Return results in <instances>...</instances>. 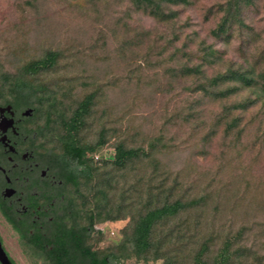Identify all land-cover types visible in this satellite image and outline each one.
<instances>
[{"label": "rangeland", "instance_id": "374dc122", "mask_svg": "<svg viewBox=\"0 0 264 264\" xmlns=\"http://www.w3.org/2000/svg\"><path fill=\"white\" fill-rule=\"evenodd\" d=\"M232 1L171 3L180 25L178 39L171 41L170 23L130 0H0L1 96H13L19 85L32 92L34 122L43 125L50 115L40 135L46 146L62 150L63 121L93 95L75 138L91 145L100 141L93 152L100 161L91 162L97 175L82 180L77 195L68 185L85 214L100 198L94 192L107 190L99 204L107 202L115 218L94 222L87 237L92 248L117 244L120 253L133 217L167 200L196 198L153 232L166 239L167 251L187 254L197 239L208 237L214 250V233L245 226L244 239L264 254V95L224 117L221 103L254 96V87L219 102L195 89L203 78L181 71L197 61L202 42L214 50L213 63L204 68L207 77L229 65L264 68V0H240L229 10ZM226 15L232 19L229 29L213 36ZM48 51L57 53L51 66L26 70ZM233 116L239 121L229 128ZM120 143L146 154L114 167L113 150ZM0 234L15 264H50L18 242L1 217ZM126 247L116 264H165L153 250L136 255L131 244Z\"/></svg>", "mask_w": 264, "mask_h": 264}, {"label": "trees", "instance_id": "16d2710c", "mask_svg": "<svg viewBox=\"0 0 264 264\" xmlns=\"http://www.w3.org/2000/svg\"><path fill=\"white\" fill-rule=\"evenodd\" d=\"M244 1L249 4L251 0ZM130 2L136 9L148 13L157 21L170 23L172 30L169 39L171 41L178 39L177 30L180 25L177 23V10L170 8V4H189V0H130ZM239 2L241 1L233 0L230 3L229 10H236ZM231 22L232 19L226 15L211 30V34L220 36L225 30L229 29ZM199 50L200 53L196 56L197 61L191 65H185L181 70L185 75L203 78V81H199L195 85L197 87L195 89L219 102H226L232 95L244 88L253 86L254 92H257L254 96L247 95L241 100L233 101L227 105L226 103H221L223 109L221 112H223L224 117L232 109L247 108L264 95V68L257 71L253 65H229L224 69L211 73L207 77L204 68L205 65L213 63L214 50L210 45H206L203 42ZM56 58L57 53L55 51H48L44 57L30 62L26 66V70L35 72L48 68L55 62ZM188 60L192 61L191 55L188 56ZM18 93L33 105L32 92L25 85H19ZM92 102L93 95L89 93L78 103L70 117L63 121L66 135L62 141V150L59 151L61 154L59 164L62 175L68 181V185L73 187L76 195L79 193L78 189L82 180H91L97 175L98 170L91 162L100 161L99 158L94 159L93 154L95 146L100 141L91 145L79 143L75 138V133L83 124L84 117L89 112ZM36 112L37 108L35 107ZM238 121L239 117L233 116L226 125L229 128L234 127ZM49 124L50 115H47L42 127L39 129L40 135L48 129ZM143 154L146 153L142 149L126 147L120 143L114 147L111 164L114 167L121 168L128 161ZM106 191L103 188H99L94 192L96 194L94 199L96 200L97 194H100V198H97V201L87 214L84 213L81 206L78 207L77 201L71 196L73 205L71 220L73 221V227L79 229L81 237L73 235L72 228L61 229L54 241L47 246H42L41 250L46 253V258L51 260L52 264H116L120 258L126 256L125 252L128 243L132 246V253L141 255L153 250L155 257L162 258L165 264H264V254L260 253L253 243L248 244L247 239H244V234L247 230L245 226L240 227L236 231L227 228L220 230L217 234L214 233V250H212L213 239L208 237L197 239L194 247H191L187 254L178 253V251L174 253L167 251L166 245L168 243H166V239L156 238L153 236V232L157 230L158 225L164 220L174 217L180 210L194 205L196 198L187 199L186 201L181 199L167 200L148 207L139 216L133 217L130 223V234L122 241L120 253L114 250L118 246L117 244L108 249H95L85 245L84 243L87 241L88 235L93 231L96 220L115 218V215L111 214L107 202L104 203V206L99 204L100 200L106 198ZM218 205L219 203L217 202L216 207ZM49 246H52L50 250Z\"/></svg>", "mask_w": 264, "mask_h": 264}, {"label": "flooded vegetation", "instance_id": "af4514ba", "mask_svg": "<svg viewBox=\"0 0 264 264\" xmlns=\"http://www.w3.org/2000/svg\"><path fill=\"white\" fill-rule=\"evenodd\" d=\"M34 116L35 107L18 92L11 97L0 92V217L18 242L46 258L41 247L54 241L61 229L72 228L79 238L81 234L71 220L73 205L61 173V154L44 144L42 124L34 122ZM0 241L15 264L1 234Z\"/></svg>", "mask_w": 264, "mask_h": 264}, {"label": "water", "instance_id": "95a60500", "mask_svg": "<svg viewBox=\"0 0 264 264\" xmlns=\"http://www.w3.org/2000/svg\"><path fill=\"white\" fill-rule=\"evenodd\" d=\"M0 264H12L0 241Z\"/></svg>", "mask_w": 264, "mask_h": 264}, {"label": "built area", "instance_id": "2783aa9c", "mask_svg": "<svg viewBox=\"0 0 264 264\" xmlns=\"http://www.w3.org/2000/svg\"><path fill=\"white\" fill-rule=\"evenodd\" d=\"M99 157H98V155L97 154H95L94 155V159H98Z\"/></svg>", "mask_w": 264, "mask_h": 264}]
</instances>
